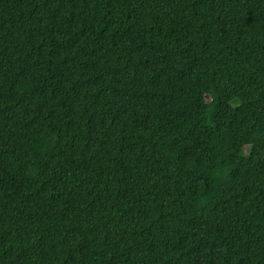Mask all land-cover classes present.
<instances>
[{"label": "trees", "instance_id": "trees-1", "mask_svg": "<svg viewBox=\"0 0 264 264\" xmlns=\"http://www.w3.org/2000/svg\"><path fill=\"white\" fill-rule=\"evenodd\" d=\"M0 264H264V0H0Z\"/></svg>", "mask_w": 264, "mask_h": 264}, {"label": "rangeland", "instance_id": "rangeland-1", "mask_svg": "<svg viewBox=\"0 0 264 264\" xmlns=\"http://www.w3.org/2000/svg\"><path fill=\"white\" fill-rule=\"evenodd\" d=\"M248 150V147L247 146H245L244 147V152H246Z\"/></svg>", "mask_w": 264, "mask_h": 264}]
</instances>
